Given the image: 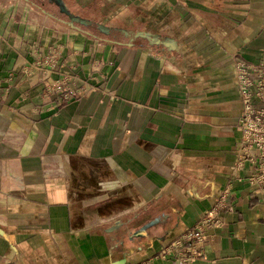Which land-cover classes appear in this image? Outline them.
<instances>
[{
	"label": "crops",
	"instance_id": "obj_1",
	"mask_svg": "<svg viewBox=\"0 0 264 264\" xmlns=\"http://www.w3.org/2000/svg\"><path fill=\"white\" fill-rule=\"evenodd\" d=\"M77 1L85 30L0 0V264H180L156 255L226 189L191 264H264V188L233 170V54L264 62V0ZM75 73L80 98L46 93Z\"/></svg>",
	"mask_w": 264,
	"mask_h": 264
},
{
	"label": "built area",
	"instance_id": "obj_2",
	"mask_svg": "<svg viewBox=\"0 0 264 264\" xmlns=\"http://www.w3.org/2000/svg\"><path fill=\"white\" fill-rule=\"evenodd\" d=\"M60 50L51 48L50 52L36 60L40 63L54 65ZM47 59V60H46ZM33 69L26 70V74ZM47 68L44 70L46 72ZM233 76L242 97V110L238 128L242 133L241 144L237 149L234 172L243 168L246 162L252 166L249 180L259 188H264V62H255L245 58L240 52L233 54ZM7 80H14L10 73ZM87 89V81L77 73L56 79L46 86V93L59 91L64 99L80 98ZM230 208L228 190L218 195L213 205L206 209L199 220L188 227L178 238L162 248L156 255L159 258H175L180 264H191L202 252V246L208 240V229L221 227L226 222V213ZM140 264H148L144 261Z\"/></svg>",
	"mask_w": 264,
	"mask_h": 264
},
{
	"label": "water",
	"instance_id": "obj_3",
	"mask_svg": "<svg viewBox=\"0 0 264 264\" xmlns=\"http://www.w3.org/2000/svg\"><path fill=\"white\" fill-rule=\"evenodd\" d=\"M51 1L55 2L59 6L60 11L62 13H65L69 17V19L60 18L62 21L68 23L69 25H72L76 28H81V29H84V28H82V25H87V26L93 25V23H94L93 19L88 18V17H84L81 14H76V13L72 12L70 10V8L66 5L64 0H51ZM34 4L37 5L39 8H41L45 13L56 17V15L52 11L43 8L41 5H38L35 2H34ZM98 26H99V28H101L105 32L110 31L109 27H107V25H105V24L99 23ZM86 31L91 33V34H94V33L90 32L89 30H86ZM142 35H144L143 32H142ZM145 36L149 37V34H145Z\"/></svg>",
	"mask_w": 264,
	"mask_h": 264
},
{
	"label": "rangeland",
	"instance_id": "obj_4",
	"mask_svg": "<svg viewBox=\"0 0 264 264\" xmlns=\"http://www.w3.org/2000/svg\"><path fill=\"white\" fill-rule=\"evenodd\" d=\"M64 1L72 12L82 15L83 10H82L81 6L83 3H79L77 0H75V2H74V0H64ZM46 2L47 3L44 4L43 8L50 10V11L52 10V12H54V14L60 18L69 19V17L66 14H64L60 11V8L54 2H52L51 0L50 1L47 0ZM38 5H40V3H38ZM47 6L51 9L47 8Z\"/></svg>",
	"mask_w": 264,
	"mask_h": 264
},
{
	"label": "flooded vegetation",
	"instance_id": "obj_5",
	"mask_svg": "<svg viewBox=\"0 0 264 264\" xmlns=\"http://www.w3.org/2000/svg\"><path fill=\"white\" fill-rule=\"evenodd\" d=\"M31 1H33V2H35V3H40V5L42 6V7H44V4H46L47 2V0H31ZM50 1V0H49ZM53 2V1H52ZM55 3V2H54ZM56 4V3H55ZM57 5V4H56ZM58 6V5H57ZM59 7V6H58ZM47 8H49L48 6H47ZM49 9H51V8H49ZM52 11V10H51ZM54 13V12H53ZM65 14V13H64Z\"/></svg>",
	"mask_w": 264,
	"mask_h": 264
}]
</instances>
